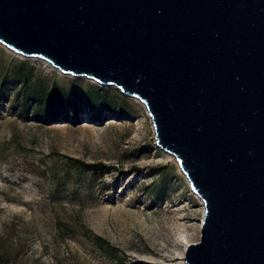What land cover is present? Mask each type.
<instances>
[{"label": "water", "instance_id": "95a60500", "mask_svg": "<svg viewBox=\"0 0 264 264\" xmlns=\"http://www.w3.org/2000/svg\"><path fill=\"white\" fill-rule=\"evenodd\" d=\"M0 44L144 103L204 203L185 264H264V0H0Z\"/></svg>", "mask_w": 264, "mask_h": 264}, {"label": "rangeland", "instance_id": "374dc122", "mask_svg": "<svg viewBox=\"0 0 264 264\" xmlns=\"http://www.w3.org/2000/svg\"><path fill=\"white\" fill-rule=\"evenodd\" d=\"M21 64L34 69L37 89L48 90L56 80L60 90L79 97L100 86L107 100L125 110L122 115L101 100L94 108L72 106L50 121L23 117L18 89L8 86L0 99V260L185 264L182 236L189 243L200 240L204 205L176 157L157 145L144 103L114 85L62 73L0 44V79ZM75 159L111 168L83 170ZM86 230L111 240L122 263L100 250Z\"/></svg>", "mask_w": 264, "mask_h": 264}, {"label": "trees", "instance_id": "16d2710c", "mask_svg": "<svg viewBox=\"0 0 264 264\" xmlns=\"http://www.w3.org/2000/svg\"><path fill=\"white\" fill-rule=\"evenodd\" d=\"M11 73L13 78L9 81ZM33 80L34 69L27 67L25 64L18 65L12 72L6 71L0 79V99L3 100L7 97L8 86L12 85L16 87L18 90L15 95V101L19 103V107L21 108L20 114L23 117H30L32 115L41 118L43 121H50L58 118L61 111H68V108L72 106H79L83 102L89 108H94L95 104L101 100L106 101L112 109H117V111L124 115L122 113L125 110L124 106H119L112 100H107L104 97L106 92L100 86L88 90L85 96L78 97L68 89L60 90L56 80L53 81L48 90L35 88L32 85ZM66 118L68 119V116ZM74 162V165L79 166L83 170H105L111 168V166H107L102 162L87 163L80 159H75ZM85 233L107 256L122 263L118 247L111 240L103 235L92 233L89 230H86ZM0 264L6 263L0 260Z\"/></svg>", "mask_w": 264, "mask_h": 264}, {"label": "bare ground", "instance_id": "6f19581e", "mask_svg": "<svg viewBox=\"0 0 264 264\" xmlns=\"http://www.w3.org/2000/svg\"><path fill=\"white\" fill-rule=\"evenodd\" d=\"M46 62H47V61H46ZM174 158H175V157H174ZM185 177H186V176H185ZM188 181H189V180H188ZM190 185H191V184H190ZM201 201H202V204L204 205L202 198H201ZM201 221H202V219H201ZM201 221H200V224H201ZM182 238H183V240L185 241V246H187V244L189 243V238L187 237V235H183Z\"/></svg>", "mask_w": 264, "mask_h": 264}]
</instances>
